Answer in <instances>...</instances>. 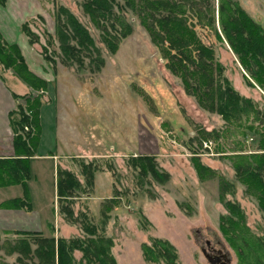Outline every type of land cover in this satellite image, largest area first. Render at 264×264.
I'll return each mask as SVG.
<instances>
[{"label":"rangeland","instance_id":"374dc122","mask_svg":"<svg viewBox=\"0 0 264 264\" xmlns=\"http://www.w3.org/2000/svg\"><path fill=\"white\" fill-rule=\"evenodd\" d=\"M83 1L0 0V33L18 45L28 68L46 81L40 100L47 104L46 112L56 104L64 123L57 143L68 152L57 158V167L70 170L80 182L71 189V199L62 202L57 197L53 203L54 235L80 236L84 234L82 223L96 225L99 234L112 239L110 251L116 264H162L147 261L142 254L141 244L149 243L150 237L171 242L182 264H215L212 254L226 264H237L235 251L219 227V216L227 213L219 197V180L234 183V192L228 187L225 198L239 205L252 233L263 234L264 212L235 175L232 154L240 149L257 153L250 158L264 163V87L249 76L225 40L218 20L219 0H183L180 15L193 28L196 40L211 49L231 86L252 100L260 119L250 113L239 124L227 122L219 113L201 107L185 91L181 77L167 67L141 16L125 0H115L113 10L123 16L131 31L110 51L103 36L114 32L106 20L101 21L106 28H99L84 12ZM140 1L133 0V4ZM235 1L246 14L247 29L264 30V0ZM59 7L73 14L93 39V45L79 49L81 61L62 56L56 32L58 18L64 19ZM0 78L13 91L25 86L19 95L38 93L1 64ZM15 101V106L24 104V99ZM45 117L41 149H50L54 146L47 136L52 125ZM251 124L253 128L248 127ZM145 155L153 157L158 170L168 173L166 180L140 168L144 161L138 157ZM133 157L138 165L133 164ZM196 161L213 172L200 168ZM82 162L88 168L83 169ZM50 164L44 160L36 166L45 175L41 183L49 192ZM111 198L114 203L103 218V206ZM61 205H68L66 211ZM43 236H52V232L46 230ZM5 241L1 243L0 238V264H36V257L7 259L4 253L10 254L7 249L12 243L7 246ZM73 255L79 259L81 252L74 250Z\"/></svg>","mask_w":264,"mask_h":264},{"label":"trees","instance_id":"16d2710c","mask_svg":"<svg viewBox=\"0 0 264 264\" xmlns=\"http://www.w3.org/2000/svg\"><path fill=\"white\" fill-rule=\"evenodd\" d=\"M125 1L126 5L141 16V23L151 41L165 57L167 67L181 77L185 91L194 95L201 107L219 113L227 122L236 121L238 124L242 118H249L250 113L253 119L262 117L252 100L240 95L222 75V66L213 60L211 49L204 46L198 39L196 40L193 28L180 15L184 13L180 10L179 4L183 0H174L169 3L165 0H148L147 2L141 0L137 6L133 4V0ZM113 7H116L115 0H84L82 2L84 12L90 15L99 28L102 29L104 26L101 21L106 20L107 26L114 32L112 35L103 36V41L110 51H114L116 42L131 31L130 25L120 13L113 10ZM58 10L64 17L63 20L58 18L59 23L56 27L62 56L67 60L69 58L77 62L81 61L83 54L79 49L93 45V39L87 29L66 8L59 7ZM218 20L225 40L238 56L249 76L259 86L264 87V30L247 29L246 14L235 0H219ZM172 21H175V26L170 27ZM21 27L23 32L29 35L26 24H22ZM0 64L3 68H11L15 76L30 89L38 92L34 96H31V93L27 95L12 93L15 99H24V104L18 102L15 108L8 112V122L13 132L12 142L17 157L0 159V176L4 177L2 184H24L29 174L27 158L33 155L39 139L40 94L46 90V81L28 68L18 45L7 42L1 33ZM246 80L250 85L252 84L247 78ZM248 127L253 128V124ZM255 154L257 153L247 154L241 149L237 150V153L232 154V165L237 178L246 185L245 192L257 199L259 208L264 212V171L262 169L264 163L258 164L250 158V156H256ZM134 158H131L134 161L133 164L138 165L139 162ZM138 158L144 161L140 163V168L150 172L153 177L161 176L163 180L168 178L166 171L156 168L152 156L145 155ZM83 163H81L82 168H88L87 164ZM195 164L208 170L209 173L213 172L198 161ZM74 179V174L70 170L57 169V196L62 202L64 199H71L73 196L71 189L75 184H80L77 179V181ZM89 183H92V177ZM228 187L231 188V192H234V183L220 178L219 197L227 209V213L219 216L220 230L234 249L238 259L237 264H264V233L255 235L246 227L244 214L239 205L225 198ZM112 199H109L110 202L113 201ZM7 205L29 207L27 200L22 198H12ZM111 205L112 202L106 206L104 204L103 218L106 217ZM66 207L68 205H61V210L64 211ZM67 211L69 212V209ZM145 220L147 221L146 218ZM81 229L84 232L83 235L69 238L43 236L40 232L17 231L16 233L23 236L9 244L7 251L17 252V261H20L23 256L36 257V264H116L110 251L112 239L99 234L96 225H90L88 222L82 223ZM31 243L35 244L34 248L31 247ZM141 249L147 261L182 264L178 259L175 246L167 239L150 237L149 243L141 244ZM74 250L81 252L79 259L74 257Z\"/></svg>","mask_w":264,"mask_h":264},{"label":"crops","instance_id":"0c3cea01","mask_svg":"<svg viewBox=\"0 0 264 264\" xmlns=\"http://www.w3.org/2000/svg\"><path fill=\"white\" fill-rule=\"evenodd\" d=\"M24 87L21 85L19 86L21 91L19 89V91H13L0 78V159L17 157L13 147V132L9 126L8 112L15 107L16 103L12 93L23 94ZM46 105L45 102L41 101L39 108V139L33 155L27 158L29 174L24 181L25 183L2 184L4 177L0 176V238L1 243L6 240L7 246H9V242L13 243L17 238L23 236L16 233L17 231L40 232L43 235L46 230H50V232L52 230V235L56 237L54 235L55 226L53 224L55 219L53 203L58 197L56 188L57 158L68 151L59 140L57 143L58 136L61 134L59 127L64 124L61 123V116L57 112V106L54 104V110L49 108L46 112ZM44 117L46 120L48 118L51 120L49 126L52 125V128L50 126L51 130H49L47 142L53 144L54 148L41 149L43 135L41 120ZM63 119L65 120V118ZM44 160L51 161V192L47 191L41 183L45 175L41 174L39 167L38 169L36 167L40 166V162ZM12 198L26 199L29 207H12L7 205V202ZM4 254L7 259H11L12 256H18L17 252Z\"/></svg>","mask_w":264,"mask_h":264},{"label":"flooded vegetation","instance_id":"af4514ba","mask_svg":"<svg viewBox=\"0 0 264 264\" xmlns=\"http://www.w3.org/2000/svg\"><path fill=\"white\" fill-rule=\"evenodd\" d=\"M212 260L214 261L215 264H226L224 260H221L217 254H212Z\"/></svg>","mask_w":264,"mask_h":264},{"label":"built area","instance_id":"2783aa9c","mask_svg":"<svg viewBox=\"0 0 264 264\" xmlns=\"http://www.w3.org/2000/svg\"><path fill=\"white\" fill-rule=\"evenodd\" d=\"M25 129H27V127H25Z\"/></svg>","mask_w":264,"mask_h":264}]
</instances>
